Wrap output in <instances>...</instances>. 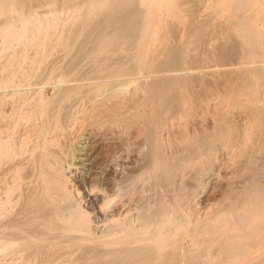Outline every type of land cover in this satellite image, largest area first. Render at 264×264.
<instances>
[{"label":"rangeland","instance_id":"1","mask_svg":"<svg viewBox=\"0 0 264 264\" xmlns=\"http://www.w3.org/2000/svg\"><path fill=\"white\" fill-rule=\"evenodd\" d=\"M36 1L0 14V264H125L130 251L121 249L135 243L110 228L131 224L136 207L159 206L172 232L146 242L154 251L147 264H171V255L177 264H264V0H247L242 20L237 0L128 1L116 12L125 11L127 36L135 33L129 44L112 24L102 28V0ZM160 158L177 160L176 171H162ZM51 159L62 160L69 179L58 232L83 239L27 233L22 243L15 235L33 229L27 199L39 198ZM99 192L107 198L95 199ZM122 204L126 215H117ZM78 206L90 213L83 231ZM242 240L230 260L225 250Z\"/></svg>","mask_w":264,"mask_h":264},{"label":"bare ground","instance_id":"2","mask_svg":"<svg viewBox=\"0 0 264 264\" xmlns=\"http://www.w3.org/2000/svg\"><path fill=\"white\" fill-rule=\"evenodd\" d=\"M33 0H31V1H29V0H0V14H1V17H3L5 14H7V12H8V15L7 16H10V10L12 9V6L14 5V7H15V4H17L18 3V5L20 6H24V8L26 9V10H28V8H29V11H30V9H32L31 8V6L29 7V5L30 4H32L31 2H32ZM38 2L40 1V0H37ZM36 1V2H37ZM41 1H43V0H41ZM40 1V2H41ZM46 1V0H45ZM96 1H98V0H96ZM106 1V0H105ZM118 1V0H117ZM115 2V4H117L116 6L117 7H110L109 6V0H108V2H106V3H103L104 1L102 0V2L100 1V4H98V2H97V6L95 7L96 9H101V13H99V15H100V17H101V19L102 20H100L101 21V23H100V21H99V18H97L98 17V14L96 13V15H95V13L93 14V16L92 15H90L91 14V12H90V14L88 13V15L89 16H92L93 18H94V16L96 17V21H99V23L101 24V26H102V28H105V26L106 27H109V26H107V25H110V24H112V26L114 27H116V29L119 31V34H121V32H122V34L121 35H119V34H117L116 36H118L119 35V37H120V39H122V40H124V39H127L128 37L130 38V37H132L133 36V34L135 35V33H133L132 34V36H127V31H128V28L131 26H127L126 25V22H123V19L121 18V17H123L122 15L125 13V11H124V13L122 14V12H120V14H122V15H120L118 12H116V11H118V10H121L120 8H123V6H124V8H125V6L127 5L126 3L128 2V1H130V3L131 2H134L133 0H126V2H125V0H119V2ZM121 1H122V3H125V5L123 4L122 6H121ZM249 1V0H248ZM248 1L247 0H237V5H238V7H239V10L240 9H242V13H240V15L241 14H243V12L245 11L243 8H247V5H248ZM252 1V0H251ZM88 2V1H87ZM92 2V1H91ZM94 2V1H93ZM111 3L113 2V0L112 1H110ZM33 3H35V2H33ZM48 4H49V2H47ZM114 3V2H113ZM235 3V2H234ZM234 3L232 4V5H234ZM251 2H249V4H250ZM91 4V3H90ZM94 4V3H93ZM93 4H92V6H93ZM108 4V5H107ZM115 4H112L113 6L115 5ZM118 4H120L119 6H118ZM129 4V3H128ZM33 5V4H32ZM37 5V4H36ZM85 5H86V3H85ZM111 5V4H110ZM111 5V6H112ZM135 5H137V4H135ZM235 5H236V3H235ZM234 5V6H235ZM236 5V6H237ZM28 6V7H27ZM35 6V5H34ZM86 6H88V5H86ZM95 6V5H94ZM109 6V7H108ZM234 6H233V9H234ZM16 7H17V5H16ZM22 7H20V8H22ZM90 7V6H89ZM129 7H130V9H132L131 7H134V9H136L135 8V6H131V5H129ZM138 7V6H137ZM238 7H236V8H238ZM83 8H84V6H83ZM250 8V7H249ZM14 10L15 9H18L19 10V8L17 7V8H13ZM12 9V10H13ZM88 9V8H87ZM92 9V8H91ZM93 9H94V7H93ZM96 9H95V12H96ZM98 9V10H99ZM103 9V10H102ZM114 9H117V10H115L114 11ZM126 9V8H125ZM129 8L127 7V9L126 10H128ZM24 10V9H23ZM22 10V11H23ZM26 10H24V12L27 14L28 13V11L26 12ZM89 10V9H88ZM122 10H124V9H122ZM235 10H237V9H235ZM244 10V11H243ZM249 9H247L246 11H248ZM92 11V10H91ZM240 11H238L237 12V15L239 14V12ZM13 12V11H12ZM11 12V13H12ZM23 12V13H24ZM128 12V11H127ZM126 12V13H127ZM135 12V11H134ZM2 13H3V16H2ZM22 12H21V16H22V14H23ZM24 13V14H25ZM87 13V12H86ZM85 13V14H86ZM25 14V16H27ZM128 14H130V12L129 13H127L126 14V16L128 15ZM246 14V13H245ZM244 14V15H245ZM248 14V13H247ZM12 15H14L13 13H12ZM19 15H20V13H19ZM83 15V14H82ZM102 15V16H101ZM131 15H133V14H131ZM130 15V16H131ZM240 15H239V17H240ZM24 16V15H23ZM22 16V17H23ZM25 16L23 17L24 19L23 20H25ZM86 16V15H85ZM89 16L87 17V19L89 18ZM243 15H241V20L244 18V16L242 17ZM246 16V15H245ZM0 17V18H1ZM6 17V16H5ZM90 18V19H88L89 21L90 20H92V21H88L87 19H85L84 21H86L85 23H87V21H88V23H92V24H94L93 22L95 21L93 18ZM131 17H133V16H131ZM239 17H236V20L239 18ZM247 17H249V16H247ZM12 18V17H11ZM128 18V17H127ZM127 18H125L126 20H127ZM130 18V17H129ZM239 18V19H240ZM5 19V18H4ZM199 19V18H198ZM238 19V20H239ZM2 20H3V18H2ZM7 20H10V17H7ZM7 20H3L2 21V23L1 24H3L4 22H5V24H7L8 25V21ZM11 20H13V19H11ZM22 20V19H21ZM83 20V19H82ZM81 20V21H82ZM94 20V21H93ZM134 20V19H133ZM133 20L132 21H130L131 23H133ZM241 20H239V23L241 22ZM250 20V18L248 19V21ZM96 21H95V24L94 25H96ZM125 21V20H124ZM128 21V20H127ZM235 21V20H234ZM12 22V21H11ZM14 22V21H13ZM237 22V21H236ZM235 22V23H236ZM84 23V24H85ZM127 23H129V21L127 22ZM234 23V24H235ZM239 23L237 24L238 26H239ZM130 24V23H129ZM128 24V25H129ZM241 24V23H240ZM249 24H251L250 22H249ZM10 25V24H9ZM79 25H80V23H79ZM89 25V27H91L90 26V24H87L86 26H88ZM99 24H98V22H97V25H96V27L98 26ZM2 26V25H1ZM83 26V25H82ZM100 26V25H99ZM111 26V25H110ZM134 26V25H133ZM205 26V25H204ZM241 26H242V24H241ZM244 26V25H243ZM242 26V27H243ZM79 27V26H78ZM80 27H81V25H80ZM84 27H85V25H84ZM96 27H95V29H96ZM236 27V29H239V28H237V26H235ZM240 27V26H239ZM249 27V26H248ZM87 27H85V28H83V29H86ZM99 28H101V27H99ZM98 28V29H99ZM197 28V27H196ZM80 29H82V28H80ZM88 29H90V28H88ZM107 29L108 28H106L104 31H107ZM112 29V28H111ZM198 30H199V27L197 28ZM244 29V28H243ZM251 29V28H250ZM200 30H201V27H200ZM240 30H242L241 29V27H240V29L238 30V31H240ZM245 30V29H244ZM88 30H86V32H87ZM94 32L93 33H95V30H93ZM96 31L98 32V30L96 29ZM113 31V30H112ZM85 32V31H84ZM85 32V33H86ZM108 32V31H107ZM203 32V31H202ZM202 32H200L201 34H202ZM241 32V31H240ZM244 32V31H243ZM242 32V33H243ZM82 33H83V30H82ZM82 33H79L80 35L82 34ZM92 33V34H93ZM200 33L198 32V34H199V36L200 37H202L203 36V34L202 35H200ZM245 33H246V30H245ZM245 33H243V36H241V38L242 37H244V35H245ZM248 33V32H247ZM84 34V33H83ZM101 34V33H100ZM105 35V33L103 32L102 33V35ZM197 34V35H198ZM249 34H251V33H249ZM95 35V34H94ZM93 35V36H94ZM109 35H111L110 33L108 34V36ZM251 35H253V34H251ZM90 36H92L91 34H90ZM100 36V35H99ZM114 36H115V33H114ZM258 36V35H257ZM96 37V36H95ZM255 37V36H254ZM261 37V36H260ZM260 37H257V40L260 38ZM99 37H97V39H98ZM244 38H246V39H250V38H247L246 36L244 37ZM244 38H242V39H244ZM256 38V37H255ZM254 38V39H255ZM262 38V37H261ZM79 39V37H78V35H77V40ZM96 39V40H97ZM100 39H102L101 37L99 38V43H100ZM104 39H105V37H104ZM109 39V41H112V40H110V37L108 38ZM108 39H107V36H106V40L108 41ZM117 39V37L114 39V41ZM253 39V37H252V40H254ZM96 40H94V42L96 41ZM106 40L104 41V40H102L101 41V43H100V45H99V43L97 42V44H98V46L100 47L101 46V48L102 47H106V46H108V43L109 42H106ZM131 40H133V38L132 39H128L127 41H123V43H127L128 42V44H129V42L131 41ZM261 40V39H260ZM89 41V40H88ZM118 41H120L119 39H117V42ZM249 41L250 40H248V43H249ZM113 42V41H112ZM122 42V41H121ZM246 42H247V40L245 41V44H246ZM255 42H256V40H255ZM103 43H106L105 45L103 44ZM115 43V42H114ZM113 43V44H114ZM119 43V42H118ZM254 42L252 41V44H253ZM257 43L258 42H256V45H257ZM259 43H262V42H260L259 41ZM97 44H96V46H97ZM101 44H103V45H101ZM111 45V44H110ZM255 45V44H254ZM253 45V46H254ZM91 46V45H90ZM95 46V48L94 49H92L91 50V52L93 53V51L94 50H96V48L98 47H96ZM126 46V45H125ZM248 46V47H247ZM260 47H261V44L259 45ZM114 47V46H113ZM246 47L247 48H249L250 46L247 44L246 45ZM251 48L252 49H254L253 47H252V45H251ZM261 48H263V47H261ZM81 49V48H80ZM98 49V48H97ZM84 50H85V48H84ZM251 50V49H250ZM255 50H257V49H255ZM260 50V49H259ZM106 51V50H105ZM258 51V50H257ZM263 51V50H262ZM262 51H259L260 52V55H261V53H262ZM79 52V51H78ZM82 52H83V50H82ZM87 52H90V51H87ZM90 52V53H91ZM95 52V51H94ZM112 52V51H111ZM253 52V54H252V56L255 54L254 53V51H252ZM258 52V53H259ZM81 55H82V53L81 52H79ZM176 53V52H175ZM178 53V52H177ZM257 53V54H258ZM173 54H174V52H173ZM264 54V53H263ZM78 55L79 54H77V58L76 59H80V58H84V57H79L78 58ZM86 55H87V53H86ZM85 55V56H86ZM259 55V54H258ZM260 55H259V57H260ZM174 57H175V55H173ZM178 56H179V53H178ZM177 56V57H178ZM255 56H257V55H255ZM86 58V57H85ZM101 58V57H100ZM170 60V59H169ZM177 60V59H176ZM261 60V59H260ZM85 60L83 59V62H84ZM80 62H82V60L80 61ZM174 62V61H173ZM173 62H171V64L173 63ZM260 62V61H259ZM60 64V63H59ZM246 64V63H245ZM244 64V65H245ZM257 64H259V63H257ZM262 64V63H261ZM77 65V64H76ZM248 65H250V64H248ZM247 65V66H248ZM256 65V64H255ZM173 66V65H172ZM243 66V65H242ZM246 66V65H245ZM251 66V65H250ZM257 66V65H256ZM261 66V65H260ZM259 66V67H260ZM58 68H59V66H57ZM109 67H110V65H109ZM168 67V66H167ZM180 67V66H179ZM255 67V66H254ZM164 68H166V67H164ZM171 68V67H170ZM178 68V67H177ZM247 68V67H246ZM249 68V67H248ZM247 68V69H248ZM251 68H252V66H251ZM256 69H257V67H255ZM167 69V68H166ZM166 69H164V70H166ZM256 69H253L252 71H254V70H256ZM176 70V69H175ZM181 70V69H180ZM245 70V69H244ZM249 70H250V68H249ZM259 70H261V69H259ZM157 71V70H156ZM242 71H243V69H242ZM246 71V70H245ZM248 71V70H247ZM251 71V70H250ZM251 71V72H252ZM160 72H162L161 71V69H160ZM164 72V71H163ZM166 72V71H165ZM172 72V71H171ZM181 72V71H180ZM244 72V71H243ZM251 72H250V74H251ZM175 73V72H174ZM173 73V74H174ZM246 73V72H245ZM248 73V72H247ZM259 73V72H258ZM160 74V73H159ZM176 74H178L177 73V71H176ZM183 74V77H184V73H182ZM186 74V73H185ZM249 74V75H250ZM254 74V73H253ZM156 75V74H155ZM163 75V74H162ZM165 75V74H164ZM170 75H172V74H170ZM175 75V74H174ZM244 75V74H243ZM242 74H241V76H243ZM260 75V74H259ZM263 75V74H262ZM159 76V75H158ZM261 76V75H260ZM130 77V76H129ZM165 77H166V75H165ZM186 77H187V75H186ZM245 77V76H244ZM126 78V77H125ZM172 78V77H171ZM261 78V77H260ZM112 79V78H111ZM111 79H110V81H111ZM129 79V78H128ZM127 79V80H128ZM131 79H133V78H130V80ZM246 79V78H245ZM263 79H264V76H263ZM129 80V81H130ZM172 80V79H171ZM122 81V80H121ZM120 81V82H121ZM134 81V80H133ZM132 80H131V82H133ZM119 82V81H118ZM119 82V83H120ZM130 82V83H131ZM155 82H156V84H157V80H155ZM169 82V81H168ZM172 82V81H171ZM177 82V81H176ZM114 84H116V85H118V83H114ZM120 84H127V81H124V83H123V81H122V83H120ZM132 84V83H131ZM130 84V85H131ZM156 84H155V86H156ZM159 84V83H158ZM171 85V84H170ZM112 87H113V85H112ZM114 87H116L115 85H114ZM118 87V86H117ZM262 87L264 88V86L262 85ZM169 88V87H168ZM107 92V91H106ZM263 92V91H262ZM53 94V93H52ZM4 95V94H3ZM126 96V95H125ZM110 97V96H109ZM44 98V97H43ZM108 98V97H107ZM125 98H123V100H124ZM107 100V99H106ZM105 100V101H106ZM122 100V101H123ZM138 100V99H137ZM116 101V100H115ZM118 102H120V101H118ZM169 102V101H168ZM104 103V102H103ZM102 104V103H101ZM114 104V103H113ZM112 104V105H113ZM120 104V103H119ZM136 104V103H135ZM96 105V104H95ZM109 105H111V104H109ZM184 105V104H183ZM102 106V105H101ZM104 106V105H103ZM115 106V105H114ZM120 106V105H119ZM128 106V105H127ZM182 106V105H181ZM135 107H137L136 105H135ZM123 108V107H122ZM117 109V108H116ZM129 109V111H130V108H128L127 107V110ZM96 110V109H95ZM134 111L133 112H135L136 110L135 109H133ZM140 110V109H139ZM118 111V110H117ZM106 112V111H105ZM113 112V111H112ZM110 113V112H109ZM117 113V112H116ZM131 113V112H130ZM164 113V112H163ZM108 114V113H107ZM114 114H115V112H114ZM123 114V113H122ZM126 114H127V112H126ZM128 115V114H127ZM135 115V114H134ZM112 116V115H111ZM115 116V115H114ZM122 116H124V115H122ZM117 117H119V116H116V118ZM114 118V117H113ZM121 118V117H120ZM1 119V118H0ZM23 119V118H22ZM106 119V118H105ZM112 119V118H111ZM106 121V120H105ZM107 123V122H106ZM116 123V122H115ZM114 123V124H115ZM98 124V123H97ZM95 125V124H94ZM115 126H117V124L115 125ZM158 126V125H157ZM84 130V129H83ZM137 131V130H136ZM140 130H138V132H139ZM91 132V131H90ZM142 132V131H141ZM159 133V132H158ZM133 134H135V133H133ZM141 134V133H140ZM138 135V134H137ZM136 135V136H137ZM134 136V135H133ZM138 137H139V135H138ZM136 138V137H135ZM137 144V143H136ZM134 146V145H133ZM124 148V147H123ZM132 148V147H131ZM198 149V148H197ZM121 150V149H120ZM129 150V149H128ZM125 151H127V149L125 150ZM120 152V151H119ZM132 155V154H131ZM172 155V154H171ZM190 157V156H189ZM53 159V158H52ZM51 159V160H52ZM56 160V161H55ZM52 161H54V165L53 166H55V167H53L52 169H53V172L52 171H50V172H52L51 174L49 173H47L46 174V176H45V186L43 187V191L42 192H40V196H39V198H33V197H31L30 199L28 198L27 199V202H26V207H27V210H28V212H30L32 215H31V217L30 218H28V220H27V222L32 226V228L33 229H31L30 231H21V234L20 235H15V237H17L18 238V241H20V242H22V243H24V242H27V241H29V239H28V237H26V236H24L23 234H29V233H34V234H39V235H43V237L44 236H46L48 239H53V240H60V239H64L63 241L65 242V239H68V238H70L72 241L73 240H75L76 241V239H77V237L78 238H80V239H83V238H81V237H79V236H74V237H72V236H70L69 235V233H68V235H66V236H64V235H62V233H60L59 234V230L62 228V226L60 227L59 226V219L61 218V220H62V218H63V220H64V215H65V213H67V212H65L64 213V211L66 210V206L65 205H62L61 203H64L65 201H66V199H67V197H68V192L66 193V186H67V184L69 183V179H68V176H67V171L65 170V168H64V166L62 165V160L59 162V165H58V163H56L57 162V159H54V160H52ZM74 161V160H73ZM162 161L163 160H161V158H160V162L162 163ZM47 162H49V161H47ZM46 162V163H47ZM72 162V161H71ZM132 162V161H131ZM131 162H129V163H131ZM138 162V161H137ZM45 163V164H46ZM135 163V162H134ZM6 164V163H5ZM44 164V165H45ZM137 164V163H136ZM47 165H50V163L49 164H47ZM46 165V166H47ZM131 166V165H130ZM128 167V166H127ZM43 168H45V167H43ZM49 168V167H48ZM178 168V162H177V160H173V159H171V160H169V161H167V160H165L163 163H162V171H164V172H166V174H170V173H172V172H174V171H176V169ZM50 169H51V167H50ZM49 169V170H50ZM51 169V170H52ZM48 170V171H49ZM73 170V169H72ZM147 170V169H146ZM47 171V170H46ZM45 171V172H46ZM44 172V171H43ZM144 173H146V172H144ZM45 174V173H44ZM73 175V174H72ZM159 175V174H158ZM147 176H148V174H147ZM160 176V175H159ZM43 177V176H42ZM138 178V177H137ZM86 180V179H85ZM118 181V180H117ZM26 183V182H25ZM130 183H131V181H130ZM162 186V185H161ZM118 187V186H117ZM169 187V186H168ZM108 188V187H107ZM162 188V187H161ZM160 188V189H161ZM260 190V189H259ZM115 194V193H114ZM70 195V194H69ZM83 196V195H82ZM102 197L101 199H106L107 198V196H106V194L105 193H98V194H96L95 195V199H98L99 197ZM70 197V196H69ZM172 197V196H171ZM111 198H113L114 199V197H111ZM173 198H174V196H173ZM71 199V198H70ZM144 199V198H143ZM171 199V198H170ZM64 200V201H63ZM119 200V199H118ZM61 201H63V202H61ZM69 200H67V202H68ZM127 201V200H126ZM138 201V200H137ZM140 201V200H139ZM109 202H110V200H109ZM131 202V201H130ZM142 202V201H141ZM71 203V202H70ZM70 203L68 204H66V205H70ZM153 203V202H152ZM74 204V203H73ZM100 204H101V202H100ZM104 203H102V205H103ZM109 204V203H108ZM137 204V203H136ZM75 205V204H74ZM102 205H99L100 207H99V209H100V211L102 210V207H104V206H102ZM105 205V204H104ZM72 206V205H71ZM77 206V205H76ZM123 206H124V204H122V207H120L119 209H117V211H114V212H116L117 213V215L118 214H121V216H122V214L124 213L125 214V211H126V209H123ZM129 206V205H128ZM173 206V205H172ZM181 206V205H180ZM70 207V206H69ZM74 207V206H73ZM131 207V206H130ZM134 207V206H133ZM235 207V206H234ZM233 207V208H234ZM72 208V207H71ZM78 209L77 210H79V215H80V213H81V217L80 216H77V212H75L74 211V213L72 212V211H69V214H70V216L72 215V216H74V214H76L75 216H74V224H76L78 227H81L80 229L82 230V228L84 227V226H86V223H84L85 221H83L82 220V218L84 217V219H86L85 217L86 216H88V215H90V213L85 209V210H83L80 206H78L77 207ZM110 208V207H109ZM69 209V208H68ZM104 209H106V208H104ZM70 210V209H69ZM68 211V210H67ZM133 211V210H132ZM168 210H167V208L165 207V206H159L158 208H155V209H152V211H150V210H147V211H145L144 209H140V208H138V207H136L135 208V217H134V219L133 220H131V224L130 223H126V225L125 224H122V225H120V226H114L112 229L110 228V231L112 232H110V235H114V234H116V233H121V234H123V241L126 243V241H128V240H132V242H134L135 243V245L134 246H127V247H125V248H122L121 250H123V249H125V251H127V250H129L130 252H131V254L132 255H130L128 252V259L126 260V262H124L125 264H147L148 262H149V260L151 261L152 259L150 258L149 259V255H150V257L152 256L153 257V254H151V253H153L154 251L152 250V246L150 245V246H146L147 245V243L150 241V240H152V239H154V238H156L157 236H158V234H159V232L161 231V234H163V235H165V234H170L171 232H172V228H170V227H165L164 225H165V219H164V216L166 215V212H167ZM234 213L233 214H235V216H236V214H237V212L236 211H233ZM236 212V213H235ZM115 213V214H116ZM127 213V212H126ZM169 213H170V211H169ZM168 213V214H169ZM114 214V215H115ZM68 215V214H67ZM66 215V216H67ZM113 215V216H114ZM126 215V214H125ZM66 216H65V218H66ZM71 216V217H72ZM108 218H111L112 216H110L109 215V213H108ZM29 217V216H28ZM115 217H117V216H115ZM231 218H234V219H236V217H232L231 216ZM239 218V219H238ZM27 219V218H26ZM73 219V218H72ZM174 219V218H173ZM237 219L238 220H240L241 219V217L239 216V217H237ZM25 220V219H24ZM66 220H67V218H66ZM66 220L64 221L65 223H66ZM69 220H70V218H69ZM69 220L67 221V223L69 222ZM108 220H110V219H108ZM111 220H113V219H111ZM242 220V219H241ZM62 222V221H61ZM103 222V221H102ZM184 222V221H183ZM230 222H231V220H230ZM64 223V224H65ZM73 223V222H72ZM87 223H89V222H87ZM106 223V222H105ZM163 223H164V225H163ZM182 223V222H181ZM69 224V223H68ZM70 224H71V221H70ZM120 224V223H119ZM105 225V224H104ZM217 226H218V224H216ZM65 226H67L66 224H65ZM76 226V227H77ZM90 226V225H89ZM212 226V225H211ZM210 226V228H214V227H211ZM69 227H71V226H69ZM105 227H106V225H105ZM209 227V226H208ZM63 228H64V226H63ZM66 228V227H65ZM210 228H209V230L208 231H211L210 230ZM77 229V228H76ZM79 229V228H78ZM80 229H79V231H80ZM86 229V228H85ZM207 229V228H206ZM26 230V229H25ZM84 230V229H83ZM82 230V231H83ZM103 230V229H102ZM107 230V229H106ZM194 232H196L197 233V231L199 230V229H192ZM203 231H204V229H202ZM213 230V229H212ZM86 231V230H85ZM192 231V232H193ZM83 233H85V232H83ZM98 233V232H97ZM199 233V232H198ZM214 232H212V234H213ZM86 234H89V232L88 233H86ZM91 234V233H90ZM208 234V233H207ZM211 234V233H210ZM38 235V236H39ZM68 236V237H67ZM166 236V235H165ZM204 236H205V234H204ZM207 236V235H206ZM12 237V236H11ZM83 237V236H82ZM208 237H210V235L208 236ZM3 238V237H2ZM14 238V237H13ZM17 238H14L16 241H17ZM41 238V237H40ZM73 238V239H72ZM76 238V239H75ZM84 238H86V237H84ZM87 238H89V237H87ZM197 238V237H196ZM13 239V240H14ZM44 239H46V238H44ZM90 239V238H89ZM206 239H209V238H206ZM1 240V239H0ZM22 240V241H21ZM37 240H39V239H37ZM41 240V239H40ZM70 240V241H71ZM79 240V239H78ZM84 240H86V239H84ZM203 240V239H202ZM6 241V240H5ZM46 241H47V239H46ZM50 241V240H49ZM48 241V242H49ZM62 241V242H63ZM69 241V240H68ZM68 241H66V242H68ZM96 241V240H95ZM121 241V240H120ZM153 241V240H152ZM244 240H242V243L240 242V243H237V244H232L231 246H229V247H227V249L225 250V254L228 256V258L230 259V260H235L236 258H238L240 255H241V253H240V250H241V247L244 245V243L245 242H243ZM20 242H18V243H20ZM61 242V241H60ZM147 242V243H146ZM50 243V242H49ZM109 243V242H108ZM83 244V243H82ZM127 244V243H126ZM144 244V245H143ZM37 245H39V243L37 244ZM81 246V245H80ZM205 246V245H204ZM203 246V247H204ZM41 247V246H40ZM148 247V248H147ZM78 248V247H77ZM81 248V247H80ZM127 248H129V249H127ZM116 249V248H115ZM127 249V250H126ZM148 249H151L152 251H148ZM203 249V248H202ZM120 250V251H121ZM186 250V249H185ZM116 251H118L119 252V250H116ZM115 251V252H116ZM255 251V250H254ZM258 251V250H257ZM75 252V251H74ZM105 252V251H104ZM117 252V253H118ZM124 252V250L122 251V253ZM71 253V252H70ZM78 253V252H77ZM114 253V252H113ZM112 253V255H114V258L116 257L115 256V253L113 254ZM120 254H122L121 252H119ZM126 253V254H127ZM75 254V253H74ZM123 254H125V252L123 253ZM256 254V253H255ZM111 255V256H112ZM117 256H118V258H115V260L116 259H120L119 257L121 256H119V254H116ZM252 255H254V254H252ZM258 255V254H257ZM76 256V255H75ZM127 256V255H126ZM130 256V257H129ZM169 255H167V257H168ZM57 257V256H56ZM100 257V256H99ZM98 257V258H99ZM113 257V256H112ZM166 257V256H165ZM165 257H164V259L163 260H166L167 259V257H166V259H165ZM249 257V256H248ZM252 257V256H251ZM256 257V256H255ZM259 257V256H258ZM173 258L174 257H172V255L169 257V260H170V263L171 264H174L175 262H176V264H177V262L178 261H173ZM250 258V257H249ZM121 259H122V256H121ZM149 259V260H148ZM60 260V259H59ZM68 260V259H67ZM111 260H112V258H111ZM160 260V259H159ZM185 260V259H184ZM244 260V259H243ZM246 260V259H245ZM250 260V259H249ZM254 259H252V261H253ZM56 261V260H55ZM110 261V260H109ZM148 261V262H147ZM158 261V260H157ZM167 261V260H166ZM165 261V262H166ZM240 261V260H239ZM257 261V260H256ZM50 262V261H49ZM164 262V263H165ZM169 262V261H168ZM241 262H243L242 260H241ZM245 262V261H244ZM250 262V261H249ZM248 262V263H249ZM247 263V262H246ZM246 263H244V264H246ZM166 264V263H165ZM169 264V263H168ZM180 264H181V262H180ZM241 264V263H240Z\"/></svg>","mask_w":264,"mask_h":264}]
</instances>
